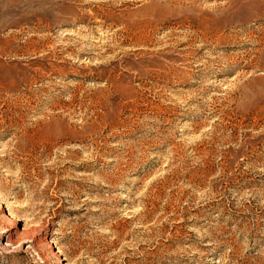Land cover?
<instances>
[{
	"label": "rangeland",
	"instance_id": "1",
	"mask_svg": "<svg viewBox=\"0 0 264 264\" xmlns=\"http://www.w3.org/2000/svg\"><path fill=\"white\" fill-rule=\"evenodd\" d=\"M0 264H264V0H0Z\"/></svg>",
	"mask_w": 264,
	"mask_h": 264
}]
</instances>
